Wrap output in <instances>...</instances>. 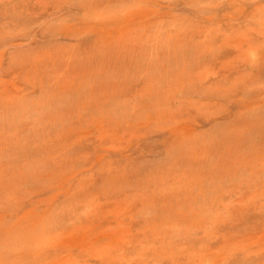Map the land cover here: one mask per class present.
Wrapping results in <instances>:
<instances>
[{
    "label": "rangeland",
    "instance_id": "rangeland-1",
    "mask_svg": "<svg viewBox=\"0 0 264 264\" xmlns=\"http://www.w3.org/2000/svg\"><path fill=\"white\" fill-rule=\"evenodd\" d=\"M184 2L0 0V264H230L264 241V149L231 160L232 125L201 126L263 114L214 89L262 99L264 75L205 63L187 110Z\"/></svg>",
    "mask_w": 264,
    "mask_h": 264
},
{
    "label": "bare ground",
    "instance_id": "bare-ground-1",
    "mask_svg": "<svg viewBox=\"0 0 264 264\" xmlns=\"http://www.w3.org/2000/svg\"><path fill=\"white\" fill-rule=\"evenodd\" d=\"M183 6H185L183 33L184 45L186 46L183 49L185 53V85H187L186 91L189 94L186 102V105L188 104L187 110H191L190 103L194 98L191 92L194 90L195 81L201 84L204 80L200 70L206 65L205 63L213 62L210 70L217 68V71L222 74L224 71L223 67H228L230 63L226 61L230 58L233 60L237 59L239 65L237 70L234 71L236 73L246 72V79L255 75H264V46L255 49L253 55H250L249 52L252 44L255 43L253 35L261 34L264 38V0H185ZM232 33L234 38L222 40ZM216 43L217 45H215ZM217 64L218 67H215ZM250 67L254 70L253 73L247 71ZM227 70L229 72L231 69ZM211 72V74H214L213 71ZM249 81L247 79L241 84L244 85ZM240 89L241 87L239 86L230 87L229 92H223L222 88L214 89V92L218 91L217 94H219L218 99L220 101L222 100L221 97L230 99L229 105L225 107L224 111L230 112V110L236 109L241 112L252 108L251 111L264 108L262 107L264 106V98L259 99V90L249 91L245 100H241L236 99ZM210 92L213 93L212 91ZM242 94L244 93L242 92ZM195 95L197 96V94ZM258 104L261 105L259 106ZM226 118L227 116H221L220 120L215 122L211 117H208L203 119L201 126L209 127L208 130H210L232 125L233 131H237V135L227 136L226 132L223 138L219 140L222 144L229 143L231 145L224 151L225 154L232 158L231 160H237L236 158L238 157H252L253 154L241 155L247 153L243 150L248 148V136L250 135L255 137V148L264 149V110L263 114L260 113L257 117H251L252 119L249 122L248 118H245L240 119L236 124L233 121L226 123L223 121ZM188 120L192 121V118L189 117ZM193 127L192 123L183 126V134L190 138H197L206 132L197 133ZM257 158L260 159L259 156ZM230 264H264V241L256 236H245L237 240L233 248Z\"/></svg>",
    "mask_w": 264,
    "mask_h": 264
}]
</instances>
